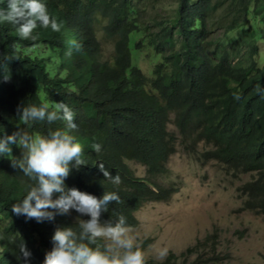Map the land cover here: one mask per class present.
I'll return each instance as SVG.
<instances>
[{
    "label": "trees",
    "instance_id": "trees-1",
    "mask_svg": "<svg viewBox=\"0 0 264 264\" xmlns=\"http://www.w3.org/2000/svg\"><path fill=\"white\" fill-rule=\"evenodd\" d=\"M42 2L62 23L60 32L38 28L32 41L21 39L15 26L0 24V139L19 128L42 136L65 128L63 121L28 127L18 115L23 105L63 101L75 113L73 134L86 163L65 184L97 198L116 192L121 199L101 214V222L123 215L136 227L140 207L168 200L177 190L166 180L177 146L202 162L223 164L233 177L249 174L236 187L238 196L244 209L264 216V0H173L161 17H145L149 0ZM6 5L0 0V8ZM248 13L255 27L244 29ZM233 30L239 34L227 39ZM74 40L81 51L72 48ZM140 56L148 68L140 66ZM93 144L101 145L99 153ZM10 147L12 156L0 155V264H24L17 258L23 241L31 252L28 264H44L55 229L78 232L79 226L71 215L37 222L12 212L34 182L12 167L11 159L22 152ZM130 161L144 166L143 177ZM99 163L121 183L106 180ZM150 241L139 243L142 250ZM217 244L215 233L207 234L147 264H220Z\"/></svg>",
    "mask_w": 264,
    "mask_h": 264
},
{
    "label": "clouds",
    "instance_id": "clouds-1",
    "mask_svg": "<svg viewBox=\"0 0 264 264\" xmlns=\"http://www.w3.org/2000/svg\"><path fill=\"white\" fill-rule=\"evenodd\" d=\"M0 24L15 26L21 39L32 41L39 37L38 28L60 32L63 27L50 15L42 0H7L6 7L0 8ZM71 43L77 52L82 50V44L75 40ZM68 54L71 55V50ZM234 99L239 100L240 95L234 94ZM18 115L20 122L28 127L34 122L53 124L56 121H63L66 126L49 131L47 136L32 135L19 128L0 139V155L12 156L10 145H16L22 156L11 159L12 167L34 182L27 195L12 205V212L37 222L53 221L56 215H70L72 210L90 217L88 220L77 218L78 232L71 226L55 229L51 238L53 246L46 253L44 264H147L148 255L137 242L125 216H119L115 222H101V214L108 211L109 205L121 202L118 193L104 192L97 198L65 184L73 169L86 165L83 145L73 134L78 131L73 110L61 101L51 107L48 103L23 105L18 108ZM91 147L96 153L101 151L100 144ZM99 168L106 180L116 185L121 183L119 175L113 177L102 163ZM165 255L166 250L160 253L161 258ZM17 258L23 259L24 264L31 258L24 241L19 245Z\"/></svg>",
    "mask_w": 264,
    "mask_h": 264
},
{
    "label": "rangeland",
    "instance_id": "rangeland-1",
    "mask_svg": "<svg viewBox=\"0 0 264 264\" xmlns=\"http://www.w3.org/2000/svg\"><path fill=\"white\" fill-rule=\"evenodd\" d=\"M172 2L149 0L143 13L145 17L164 16ZM250 17L253 18L248 13L244 29L255 27ZM238 34V30H233L226 37ZM259 44L263 49V42ZM139 64L143 69L149 66L142 56ZM169 127L175 130L172 124ZM203 148L199 146L200 151ZM128 165L135 175L144 176L143 165L134 161ZM167 167L166 180L173 181L177 190L166 201H150L140 207L135 214L138 225L131 227L138 243L151 238L143 250L148 258L160 260V253L165 250L166 254L170 251L178 254L197 239L215 233L217 251L224 257L220 264H264V216L244 209L236 190L250 175L240 173L233 177L223 164L215 160L202 162L181 146L169 157ZM70 215L77 220L74 214Z\"/></svg>",
    "mask_w": 264,
    "mask_h": 264
}]
</instances>
